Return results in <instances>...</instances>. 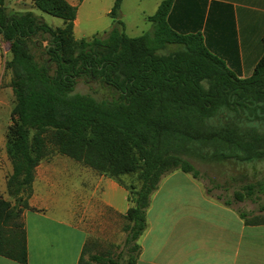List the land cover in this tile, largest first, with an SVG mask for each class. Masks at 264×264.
<instances>
[{
  "label": "trees",
  "instance_id": "1",
  "mask_svg": "<svg viewBox=\"0 0 264 264\" xmlns=\"http://www.w3.org/2000/svg\"><path fill=\"white\" fill-rule=\"evenodd\" d=\"M30 1L63 23L53 28L31 11L8 10L0 0V34L10 46L6 68L15 96L6 135L12 164L6 186L14 201L0 196V255L27 262L21 214L32 209L28 198L36 166L53 154L117 179L137 172L139 187H125L130 249H139L134 241L146 227V209L160 179L174 169L192 171L179 154L186 147L205 141L222 159L264 158L263 129L235 119L220 126L212 123L218 110L235 105L264 124V51L252 74L240 78L201 45L199 34L184 36L169 26L172 0H163L147 16L152 33L136 37L125 34L119 18L122 0H114L109 14L121 29L89 39L74 37L77 8L67 0ZM168 44L183 45L162 53ZM79 78L100 80L116 91V98L96 101L72 93ZM243 188L252 195L250 185ZM243 196L235 194L237 200ZM84 251L78 264H91ZM136 257L129 256L128 263L134 264ZM90 259L106 263L101 255Z\"/></svg>",
  "mask_w": 264,
  "mask_h": 264
},
{
  "label": "crops",
  "instance_id": "2",
  "mask_svg": "<svg viewBox=\"0 0 264 264\" xmlns=\"http://www.w3.org/2000/svg\"><path fill=\"white\" fill-rule=\"evenodd\" d=\"M22 6L35 7L30 0ZM167 21L181 35L199 34L201 45L240 78L252 74L264 51V0H172ZM77 25L76 13L73 30ZM10 57L4 40L0 42V111L4 106L10 119L4 129L0 125V196L14 201L6 186L12 173L6 152L14 106L11 72L6 68ZM218 195L188 172L165 174L150 196L134 264H264V222L246 221L240 209L226 205ZM28 204L32 209L21 214L27 262L0 255V264H78L91 232L74 220V210L82 209L81 217L92 210L101 214L103 209L121 216L130 206L119 179L59 153L36 166Z\"/></svg>",
  "mask_w": 264,
  "mask_h": 264
},
{
  "label": "rangeland",
  "instance_id": "3",
  "mask_svg": "<svg viewBox=\"0 0 264 264\" xmlns=\"http://www.w3.org/2000/svg\"><path fill=\"white\" fill-rule=\"evenodd\" d=\"M28 1L6 0L5 6H8L7 8L10 11H31L53 28L62 26L63 22L59 17L44 13L33 6L30 8L23 7L22 4ZM70 1L74 2V6L77 8L78 25L73 30L75 38L89 39L93 35L104 37L113 27L121 29L120 25L114 23L110 14L106 12L107 9L111 10L114 0ZM161 1L122 0L119 18L122 20L125 34L130 37H136L144 33H152L154 25L151 21L146 20L145 17L153 14ZM0 42L4 44L1 36ZM45 43L47 42H43L42 45H45ZM177 48L179 47L171 45L161 50V52L168 53ZM72 93L91 96L96 101L112 99L117 96L116 91L110 86L100 80L88 78H79ZM231 106H224L218 110V117L212 120L215 126L222 125L226 121L225 119H235L234 121L244 126H254L264 130V124L251 119L252 114L244 110V108ZM9 119V113L2 106L0 125L3 129L6 120ZM213 153V148L209 147L205 141H201L195 142L192 147H186L183 153L180 152L179 154L192 168V171L188 173L192 175L193 172H196V178L201 179L205 183L208 192L219 194V197L231 200L232 204L244 213L247 221L264 222V158L240 161L231 157L222 159V157L213 155ZM119 180L125 187L130 184L135 187L140 185L137 172L121 175ZM245 185L252 187L251 196L244 191L243 187ZM236 193H240L242 196L245 194V196L241 200H237L235 197ZM74 212V220L82 223L91 232L89 244H87L84 251L83 258L85 260H89L91 264H103L102 262L93 263L90 259L91 256L101 255L106 262L105 264H111L107 261L108 259L113 260L116 264H129V256L133 258L137 256L139 249H130L132 243L129 244L127 239L128 231L126 227L128 226V221L124 218V215H113L110 210L104 209L101 214L98 210H92L87 217H81L82 212L84 213L82 209L74 210ZM137 239L134 241L136 244H138Z\"/></svg>",
  "mask_w": 264,
  "mask_h": 264
}]
</instances>
